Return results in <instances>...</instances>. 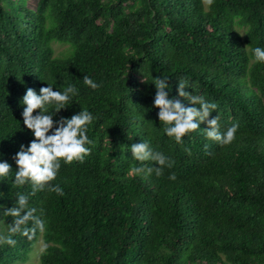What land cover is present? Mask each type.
<instances>
[{
	"label": "trees",
	"instance_id": "16d2710c",
	"mask_svg": "<svg viewBox=\"0 0 264 264\" xmlns=\"http://www.w3.org/2000/svg\"><path fill=\"white\" fill-rule=\"evenodd\" d=\"M55 43L68 46L56 54ZM256 47L264 49V0H0V162L12 165L0 178V205L24 194L46 221L29 240L8 232L13 218L0 207L6 237L16 240L0 244V264H33L40 236L39 264H264V62ZM155 77L167 78L170 98L186 107L179 80L215 103L210 118L219 116L222 133L238 125L233 142L207 138L206 123L182 144L168 137ZM48 85L78 90L54 120L83 110L94 117L90 155L61 160L51 182L62 196L14 183L13 156L34 139L22 98ZM141 142L173 167L135 174L159 166L132 157Z\"/></svg>",
	"mask_w": 264,
	"mask_h": 264
},
{
	"label": "clouds",
	"instance_id": "9594fccd",
	"mask_svg": "<svg viewBox=\"0 0 264 264\" xmlns=\"http://www.w3.org/2000/svg\"><path fill=\"white\" fill-rule=\"evenodd\" d=\"M213 3L214 0H203V4L208 7H211ZM253 54L256 61L264 62V49L256 47ZM83 80L93 90L99 87L88 76H84ZM154 81L153 84L156 88L154 107L159 109L157 115L159 121L163 123L164 132L168 137L174 138L176 143L182 144L183 137L200 129L201 123H206L207 128L204 131L207 138L222 145L233 142L238 125H232L222 133L219 116L210 118L217 105L207 102L203 96L186 91V88H190L187 81L179 80L177 92L178 97L193 105L191 107H186L177 97L170 98V85L167 78L155 77ZM77 92L78 90L71 85L63 92L54 91L51 85L41 87L39 94L31 87L26 89V94L21 102L24 106L21 115L23 124L32 132L34 139L28 146L21 144L19 151L13 156L17 166L14 178L16 185H25L30 182L33 194L36 191L47 189L62 196L64 193L61 187L51 183L57 177L61 160L66 164H71L73 161L82 163L85 157L90 155L91 150L86 147V145L92 144L87 135V126L94 119L90 112L83 110L78 114H73L70 118L53 119L62 109L68 107L71 97ZM130 151L136 161H151L159 165L155 168L140 166L132 170L137 175H144L145 178L153 172L156 176H161L164 168L173 167L174 161L163 153L154 151L147 142L132 144ZM186 151L189 152V155L191 154L190 150L186 149ZM11 172V164L7 161L0 162V178H7ZM176 178L175 173L169 176V179L173 181ZM0 207L4 208L3 216L13 218L8 229L10 234H20L32 240L37 232L44 233L46 231V221L43 219L44 210L40 209L37 215V209L29 206V199L26 195L18 193L12 207L6 208L3 205ZM0 244L15 246L16 240L11 235L7 237L0 235Z\"/></svg>",
	"mask_w": 264,
	"mask_h": 264
},
{
	"label": "rangeland",
	"instance_id": "374dc122",
	"mask_svg": "<svg viewBox=\"0 0 264 264\" xmlns=\"http://www.w3.org/2000/svg\"><path fill=\"white\" fill-rule=\"evenodd\" d=\"M31 4H35L37 0H30ZM68 45L61 44V43H55L54 47L56 49V54H60L62 51L66 50ZM0 235H4L6 237L7 235V227L3 221V217L0 212ZM44 238L43 236H40L39 239L35 242L34 247L32 251L29 253L30 262L33 264H39V257L40 253L42 252V249H44Z\"/></svg>",
	"mask_w": 264,
	"mask_h": 264
}]
</instances>
